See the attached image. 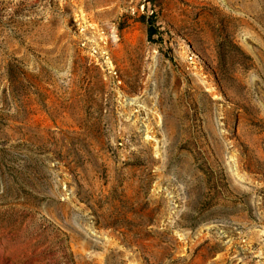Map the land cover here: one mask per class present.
<instances>
[{
    "label": "rangeland",
    "instance_id": "rangeland-1",
    "mask_svg": "<svg viewBox=\"0 0 264 264\" xmlns=\"http://www.w3.org/2000/svg\"><path fill=\"white\" fill-rule=\"evenodd\" d=\"M149 1L0 0V264H264V0Z\"/></svg>",
    "mask_w": 264,
    "mask_h": 264
},
{
    "label": "built area",
    "instance_id": "built-area-1",
    "mask_svg": "<svg viewBox=\"0 0 264 264\" xmlns=\"http://www.w3.org/2000/svg\"><path fill=\"white\" fill-rule=\"evenodd\" d=\"M127 12L131 17H138V18L151 17L154 15V10L151 9L149 0H136V3L134 5L131 4L129 6ZM92 52L96 54L97 50L94 47H92Z\"/></svg>",
    "mask_w": 264,
    "mask_h": 264
},
{
    "label": "trees",
    "instance_id": "trees-1",
    "mask_svg": "<svg viewBox=\"0 0 264 264\" xmlns=\"http://www.w3.org/2000/svg\"><path fill=\"white\" fill-rule=\"evenodd\" d=\"M153 18H154V15L151 16V17H148V20H153ZM149 29H150V30H149V38H152V36L154 35L155 31H153L151 25H150Z\"/></svg>",
    "mask_w": 264,
    "mask_h": 264
}]
</instances>
